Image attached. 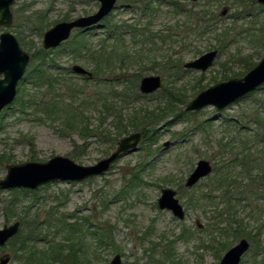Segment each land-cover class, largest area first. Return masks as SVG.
<instances>
[{
    "label": "rangeland",
    "instance_id": "rangeland-1",
    "mask_svg": "<svg viewBox=\"0 0 264 264\" xmlns=\"http://www.w3.org/2000/svg\"><path fill=\"white\" fill-rule=\"evenodd\" d=\"M139 1L138 5L125 6V0H118L117 8L110 15L111 20L134 24L138 21L146 23L150 19L148 27L150 26L153 31L164 30V34L171 30V25L180 23L184 19L183 14L173 13L170 6L157 8L154 6L156 11L152 13L153 17L149 18L144 14V7L140 5L145 0ZM179 1L183 5L187 4L189 8L191 7L189 4L192 5L191 0ZM238 1L240 0H199L198 2L199 4L210 3L209 9L216 11L217 32L224 28L231 29L232 34L227 37L226 48L222 50L213 48L212 45H215V42L211 44V39L199 44L194 36L187 35V31L183 32V28H173V32L178 33L179 37L188 36L185 46L191 51L183 56L184 63L211 49L219 50L214 65L207 71L186 69L187 71L177 80V84L171 85L174 80L172 70L162 62L171 51L168 50L169 48L177 51L183 48L173 47L175 44L159 43H156V48L152 43L139 42L138 45L132 46V50L129 48V52L136 55V59L130 73H127L128 77L139 69H143L144 76L160 75L165 86L174 90L181 88L186 94L188 103L202 90L232 77H240L236 73L243 71V59L253 55L255 62H259L264 57V48L261 45L264 40L263 35H260V28L264 25V5L257 0ZM22 5L27 6L30 11L37 9L46 11L48 20L56 24L63 20L92 14L98 10L100 3L99 0H17L14 9ZM224 8L228 11L223 15ZM66 17L68 18L65 19ZM102 23L101 27H94L87 31L91 35L90 41L94 46H98L100 39L104 37L106 22ZM3 30H9L18 36L13 26L0 28V33ZM26 35L29 39L33 37L28 32ZM176 39L180 41L179 38ZM35 41L42 44L43 37H35ZM195 45L199 52L194 55L197 52ZM116 49H118L117 52L123 50L122 47ZM54 55H58V63L60 67H63L62 69L71 70L73 64H80L91 71L94 68L92 63L88 64L83 59L75 58L74 55L61 54L60 51H55ZM72 75L68 92L73 96L77 95L78 99L99 90L107 94L123 89V84L114 83L109 79H105L102 83H95L88 82L79 74L72 72ZM159 90L144 94L148 96L131 106L135 108L144 106L148 110L156 108L158 111V107H162L164 103L160 98L161 94L158 93ZM186 106L187 104H184L181 107L185 110ZM5 110L0 114V118L3 116V121H0V178L6 175V166L11 163L47 161L55 155H64L78 164L91 165L109 155L117 146V143L111 146L98 137L83 138L75 130L63 131V127L58 124L52 125L39 122L32 117H24L17 112L14 113V109L9 112ZM89 115H91L89 120L91 126L100 124L99 114L89 113ZM193 119L195 123L192 124L179 120L173 126L160 125L162 135L154 146L158 153L146 166L147 169L142 174L143 181L132 189L124 188V184L128 182L132 169L144 153L141 148L122 156L115 162L112 169L102 176H95L82 182L54 181L43 185L35 191L40 197V203L36 204L35 208L41 210L40 216L43 219L47 214L56 212L69 218L71 223L86 225L87 217H89L90 221L100 223L110 230V234L114 236V244L106 247L98 246V253L102 259L98 260L97 264H110L117 253L122 255V264H157L158 260H161L162 264H219L224 253L240 238L230 237L229 241L232 245L222 253L220 259L216 257L218 244L213 243L214 246L211 248V244L209 245L207 241L210 234L208 231L215 224L211 209L190 204V196L194 194V188L199 191L201 185H208L209 177L202 179L197 187H195L196 184L187 188L185 182L199 160L208 159L214 164L220 161V152L224 148H226V159L234 158L235 153L244 151V153L250 152L253 157H262L264 164V125H261L264 121V89L255 91L251 96L242 98L221 111L216 110L214 106H207L196 111ZM254 119L260 122L253 121ZM205 120H209L210 123L207 128L197 129V123L205 125ZM242 125L244 128H240ZM103 127L114 132L111 118L104 122ZM131 132L134 131L131 130ZM31 140L34 141V145L31 144ZM83 144H86V148H79ZM235 173L239 176V181L247 182L244 177L246 174L244 167L238 165ZM180 183L188 190H180ZM164 187H172L178 191V197L186 210L184 220L176 219L171 211L158 207L157 200ZM11 190L13 189H0V228L17 219L14 215L9 217L3 209L4 199L14 196ZM121 190L124 191L119 194ZM259 193L262 197L246 199L243 204H247L248 207L240 208L244 224L254 232L257 231L256 227L260 223L264 225V189H260ZM18 195L27 201H30L32 196V194L25 196L22 192ZM203 205H206L205 200ZM197 219L204 224L203 229L196 227ZM183 229L186 233L193 229L197 231L185 239L180 238ZM55 230V227L46 229L48 239L55 235ZM260 243L264 246V229L260 241L253 247L255 249L245 255L243 264H264V251L256 259L253 257ZM7 252L12 253L10 243L0 250V256Z\"/></svg>",
    "mask_w": 264,
    "mask_h": 264
},
{
    "label": "trees",
    "instance_id": "trees-1",
    "mask_svg": "<svg viewBox=\"0 0 264 264\" xmlns=\"http://www.w3.org/2000/svg\"><path fill=\"white\" fill-rule=\"evenodd\" d=\"M243 1L245 0L238 2ZM125 2V6L128 4L134 6L140 3L139 0H125ZM198 2L189 4L190 8L179 0H145L140 4L145 9L144 14L149 18L153 17L152 13L156 11L154 6L156 8L170 6L173 13L183 14L184 19L180 23L171 25V30L169 29L168 33L163 34L164 30H151L150 26L148 27L150 19L146 23L138 21L128 24L126 21H122L123 23L114 22L109 16L104 20L106 22L104 37L100 39L98 46L91 43L89 32L75 31L71 38L61 46L49 50L35 41V37H43L44 32L55 24L48 20L47 12L40 9L30 11L25 5L16 8L13 30L18 33L17 37L21 44L32 53L30 65L18 87V96L14 103L6 108L5 112L14 109V113L17 112L24 117H32L39 122L52 125L58 124L63 127V131H78L83 138L98 137L111 146L118 143L123 135L130 133L131 130L140 131L143 135L140 148L144 153L141 154L138 163L132 169L128 182L124 184V188L132 189L143 181L142 174L145 173L146 166L158 153L154 146L162 135L160 125L173 126L179 120L187 121L190 124L195 123L193 116L196 115V111H186L181 107L188 104L186 94L182 92L181 88L174 90L165 86L164 83L158 92L164 103L162 107H158V111L156 108L148 110L144 106L138 108L131 106L148 95L142 94L138 88L139 81L144 76L143 69L131 73L130 77L134 79L127 75L136 59V55L131 54L129 48L132 50V46L138 45L139 42L152 43L155 47L156 43L175 44L173 47L183 48L181 51L169 48L168 50L171 51L167 53L162 62L172 70L174 80L171 85H176L181 74L187 71L183 68V56L191 51L185 46L187 35L194 36L199 44L211 39V44L215 42V45H212L213 48L222 50L226 48L227 37L232 34L230 28H224L217 32L216 11L209 9L210 3L199 4ZM179 27L183 28V32L187 31V35L179 37L178 33L173 32V28ZM260 30V35H263L264 40V25ZM26 32L31 33L33 37L27 38ZM176 38H179L180 41ZM261 45L264 48V42ZM118 47H122L123 50L117 52L116 48ZM195 49H197V45H195ZM55 51L74 55L75 58L83 59L88 64L92 63L94 66L93 77L80 75L88 82L102 83L105 79H109L114 83L123 84L122 91L104 94L99 90L78 99L77 95L73 96L68 92L72 82V72L68 68L60 67L58 55H54ZM198 52L197 49L194 55ZM242 62L243 71L236 73L240 77L258 63L255 62L253 55L243 59ZM260 89H264V86L258 90ZM89 113L99 114L100 124L91 126ZM110 118L114 132L103 127L104 122ZM0 121H3V116ZM253 121L260 122L255 119ZM204 123L205 125L197 123L196 128L205 130L210 123L209 120H205ZM262 123L263 126L264 121ZM240 128H244L243 125ZM181 137H183L182 133ZM263 139L260 137L261 141ZM30 142L34 145V141ZM79 148H86V144L80 145ZM225 149L220 152V161L213 164L214 170L208 176V185H201L199 191L194 188V194L190 196V204L211 209L215 224L208 231L210 234H208L207 241L209 245L211 244L210 247L214 246L213 243L218 244L219 249L215 254L218 259L232 245L229 241L230 237L233 236L235 239L247 237L252 241V250L255 249L253 248L255 243L260 241L264 229L263 223H260L256 227L257 231L250 230L244 224V219L240 214V208L248 207L247 204H243L246 199L262 197L259 193L260 189H264L262 157L256 158L250 152L241 151L235 153L234 158L226 159ZM238 165L246 169L244 175L246 183L239 181V176L235 173V168ZM201 182L195 187L199 186ZM179 188L184 191L188 190L182 183L179 184ZM123 191L121 190L119 194H122ZM11 192L14 193V196L11 195L10 198L4 199L3 209L9 217L17 216L16 220L21 221V227L18 234L9 242L12 245L10 264L13 262L16 264H97L98 260L102 259L98 253V246L106 247L114 244V236L110 234V230L100 223L90 221L89 217H87V226L71 223L69 218L56 212L47 214L43 219L40 216L41 210L35 208L36 204L40 203L37 192L28 189H13ZM20 192L25 196L32 194L31 200L27 201L19 197ZM204 200L206 205H203ZM253 220L255 221V218ZM52 227L56 229L55 235L48 239L46 229ZM86 230L87 232H85ZM195 231L197 230L193 229L186 233L183 229L180 238L187 239ZM263 251L264 246L260 243L256 247L253 257L256 259ZM156 263L162 264L161 260Z\"/></svg>",
    "mask_w": 264,
    "mask_h": 264
},
{
    "label": "water",
    "instance_id": "water-1",
    "mask_svg": "<svg viewBox=\"0 0 264 264\" xmlns=\"http://www.w3.org/2000/svg\"><path fill=\"white\" fill-rule=\"evenodd\" d=\"M257 1L264 5V0ZM16 2L17 0H0V28L13 26ZM117 2L118 0H99L100 6L96 12L57 22L44 32L43 47L46 50L55 49L69 40L75 29L81 28L88 31L94 26H100L101 21L115 10ZM227 11L228 9L224 8L222 14H226ZM218 55V49L209 50L195 59L186 61L183 67L205 72L214 65ZM30 62L31 53L23 47L16 34L3 30L0 33V114L16 99L19 82L23 79ZM71 70L76 74L93 77V72L80 64H73ZM162 84L163 80L160 75H146L141 78L139 88L143 94H151L158 91ZM262 86H264V57L242 77H233L202 90L187 104L185 109L200 111L207 106H214L216 110L221 111ZM142 137L140 131L123 136L109 155L91 165L78 164L64 155H55L47 161L8 164L6 175L0 178V189L25 188L34 191L54 181L82 182L95 176H102L109 172L122 156L138 151ZM213 170L214 166L210 160H199L186 179L185 187L195 186L211 175ZM157 203L160 209L171 211L175 218L185 219L186 210L176 189L162 188ZM196 225L198 228H204L200 219L196 220ZM20 227L21 221L15 220L0 228V246H5L15 237ZM249 248V240L241 238L224 253L219 264H240ZM11 259L12 256L9 253L3 254L0 257V264H10ZM110 264H122V255L117 253Z\"/></svg>",
    "mask_w": 264,
    "mask_h": 264
},
{
    "label": "flooded vegetation",
    "instance_id": "flooded-vegetation-1",
    "mask_svg": "<svg viewBox=\"0 0 264 264\" xmlns=\"http://www.w3.org/2000/svg\"><path fill=\"white\" fill-rule=\"evenodd\" d=\"M191 1H192V0H191ZM198 1H199V0H198ZM198 1H192V2H198ZM117 6H118V4H117ZM117 6H116V8H117ZM116 8H115V9H116ZM111 14H112V13H111ZM111 14H110V15H111ZM110 15H109V16H110ZM109 16H107V17H109ZM104 20H105V18H104ZM104 20L101 21L100 26L97 25V26H94V27H101L102 24H103L102 22H103ZM94 27H93V28H94ZM90 30H91V29H90ZM75 31H83V32H87V31H84V30L81 29V28L75 29L73 32H75ZM88 31H89V30H88ZM60 46H61V45H60ZM211 50H212V49H211ZM183 64H184V63H183ZM184 69H185V68H184ZM187 70H190V69H187ZM79 75H80V74H79ZM85 76H86V75H85ZM143 77H144V76H143ZM241 77H242V76H241ZM232 78H233V77H232ZM140 80H141V79H140ZM162 80H163V79H162ZM21 81H22V80H21ZM221 82H222V81H221ZM156 92H157V91H156ZM246 97H247V96H246ZM236 102H237V101H236ZM176 219H177V218H176ZM196 227H197V225H196ZM197 228H198V227H197ZM198 229H201V228H198ZM202 229H203V228H202ZM13 238H14V237H13ZM244 238H245V237H244ZM240 239H241V238H240ZM240 239H239V240H240ZM246 239H248V238H246ZM248 240H249V239H248ZM9 242H10V240H9ZM9 242H8V243H9ZM249 242H250V248H249L248 252H249V251L251 250V248H252L251 241L249 240ZM8 243H7V244H8ZM7 244H6V245H7ZM6 245H5V246H6ZM5 246H3V247L0 246V248L2 249V248H4ZM230 248H231V247H230ZM248 252H247V253H248ZM7 253H8V252H7ZM247 253H246V254H247ZM3 254H6V253H3ZM3 254H2V255H3ZM9 254L11 255V253H9ZM246 254H245V255H246ZM2 255H1V256H2ZM245 255H244V257H245ZM1 256H0V257H1ZM11 256H12V255H11ZM244 257L242 258V261H241L240 264L243 263ZM11 260H12V259H11ZM10 263H11V262H10Z\"/></svg>",
    "mask_w": 264,
    "mask_h": 264
}]
</instances>
